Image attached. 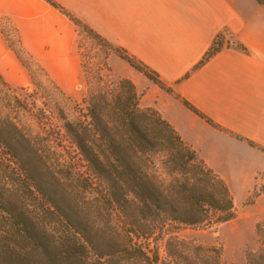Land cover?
<instances>
[{
    "label": "trees",
    "instance_id": "obj_1",
    "mask_svg": "<svg viewBox=\"0 0 264 264\" xmlns=\"http://www.w3.org/2000/svg\"><path fill=\"white\" fill-rule=\"evenodd\" d=\"M48 1L172 92L154 69ZM222 45L216 36L195 67ZM0 81L6 83L1 74ZM111 82L89 89L82 112L73 118L53 102L55 127L66 144H51L48 134L31 135L0 113V148L6 156L4 164L0 160V264H237L224 263L218 246L176 232L179 226H211L235 216L226 180L157 109L140 106L131 79ZM255 233L258 244L245 252L246 264H264V220L256 222Z\"/></svg>",
    "mask_w": 264,
    "mask_h": 264
},
{
    "label": "crops",
    "instance_id": "obj_2",
    "mask_svg": "<svg viewBox=\"0 0 264 264\" xmlns=\"http://www.w3.org/2000/svg\"><path fill=\"white\" fill-rule=\"evenodd\" d=\"M154 69L168 92L122 65L139 93L230 185L264 173V5L257 0H54ZM4 31L54 79L78 74L75 23L48 0H0V74L29 81ZM222 47L195 67L216 36ZM110 54L108 61H115ZM62 72V73H61ZM187 99L216 125L187 108ZM250 141L254 145L250 144ZM226 180V179H225ZM227 182V181H226ZM229 185V184H228ZM264 210V192L257 199Z\"/></svg>",
    "mask_w": 264,
    "mask_h": 264
},
{
    "label": "rangeland",
    "instance_id": "obj_3",
    "mask_svg": "<svg viewBox=\"0 0 264 264\" xmlns=\"http://www.w3.org/2000/svg\"><path fill=\"white\" fill-rule=\"evenodd\" d=\"M78 32L77 51L79 55L78 74L69 70L60 74V79H54L46 67L29 56L19 45L17 36L13 32L4 31L8 43L19 53L20 62L26 67L29 75L28 83L11 85L0 81V113L12 118L24 131L31 135L47 136L51 144H66V137L55 125H58L56 108L57 102L68 118H73L82 112L83 97L89 89L103 86L106 80L117 81L122 65L127 62L109 49L102 40L95 38L81 26L76 25ZM110 54L116 56L115 61L109 60ZM23 59L24 63L21 61ZM98 74L104 79L99 80ZM140 97V95H139ZM5 155L0 148V160L4 164ZM1 162V161H0ZM4 167L0 165V175ZM233 193L235 216L225 222L211 226L183 225L176 229L178 236L187 240H194L206 245L220 248L224 263L233 261L246 264L245 252L257 247L255 224L264 220V210L257 197L247 203L255 191L264 188V173L258 172L248 182H236L230 185ZM163 254V249L161 248Z\"/></svg>",
    "mask_w": 264,
    "mask_h": 264
}]
</instances>
